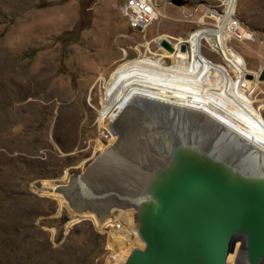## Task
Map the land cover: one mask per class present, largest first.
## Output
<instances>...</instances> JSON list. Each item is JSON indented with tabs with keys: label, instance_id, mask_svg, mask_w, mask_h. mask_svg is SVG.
Listing matches in <instances>:
<instances>
[{
	"label": "rangeland",
	"instance_id": "obj_1",
	"mask_svg": "<svg viewBox=\"0 0 264 264\" xmlns=\"http://www.w3.org/2000/svg\"><path fill=\"white\" fill-rule=\"evenodd\" d=\"M124 1L0 0V264H124L140 248L123 249L115 237L114 216L122 209L100 222L74 211L55 187L110 149L106 97L112 101L118 68L170 52L160 36L176 45L196 30L216 29L205 14L225 7L221 0H158L161 16L146 36L121 16ZM236 16L258 40L227 44L258 75L264 0H238ZM202 52L233 84L223 58L208 44ZM163 61L169 70L172 60ZM254 89L252 110L264 120V82ZM244 245V236L233 241L228 264H247Z\"/></svg>",
	"mask_w": 264,
	"mask_h": 264
},
{
	"label": "water",
	"instance_id": "obj_2",
	"mask_svg": "<svg viewBox=\"0 0 264 264\" xmlns=\"http://www.w3.org/2000/svg\"><path fill=\"white\" fill-rule=\"evenodd\" d=\"M110 131L117 143L56 193L100 222L134 208L145 247L124 264H228L242 236L247 264L264 261L263 150L204 112L142 96Z\"/></svg>",
	"mask_w": 264,
	"mask_h": 264
},
{
	"label": "bare ground",
	"instance_id": "obj_3",
	"mask_svg": "<svg viewBox=\"0 0 264 264\" xmlns=\"http://www.w3.org/2000/svg\"><path fill=\"white\" fill-rule=\"evenodd\" d=\"M223 2L226 3L223 14L209 15L217 21L216 29L203 28L180 38L178 44L172 43L174 48L172 52L164 50L166 52L163 57L157 60L145 54L129 68H118L119 75L115 77L110 89L112 101L106 97L112 127L124 113L127 105L135 97L142 96L204 112L234 129L248 142L264 151V120L252 110V104L257 102L254 101L252 93L254 88L263 82L258 80L259 74L251 73L246 61L227 44L230 36L226 31V25L236 15L238 0ZM159 14L161 16L160 8ZM203 38H206L211 51L220 55L229 67L234 76L233 84L222 69L203 54ZM158 40L160 43L170 42L166 35L160 36ZM181 44L187 45L186 52L180 51ZM164 57L172 60L169 70L163 61ZM247 75H254L253 80L248 79ZM99 120L103 128L101 118ZM117 141L118 137L113 136L110 146ZM60 185H57L55 190ZM120 211L119 214L126 217H132L135 213L134 208ZM126 220L123 221L126 223ZM128 221L131 223V219ZM116 233L115 237L119 238L118 243L123 249L134 243H140L136 245L140 249L145 247L138 232H133L132 235L130 231L124 233L119 230Z\"/></svg>",
	"mask_w": 264,
	"mask_h": 264
},
{
	"label": "built area",
	"instance_id": "obj_4",
	"mask_svg": "<svg viewBox=\"0 0 264 264\" xmlns=\"http://www.w3.org/2000/svg\"><path fill=\"white\" fill-rule=\"evenodd\" d=\"M221 3L224 7L226 6V3L224 4L223 0H221ZM159 8L160 5L158 0H125L120 7V14L123 18L126 19L131 29L144 33L147 36L148 29L156 21H158V18H160ZM211 12H218V11L214 7L210 8V10L206 12L205 17L211 19V17L209 16L211 15ZM203 26L206 27V24H203ZM226 31L229 33L230 43L236 41L241 44H245V43L252 44V43H256L258 40L256 34L248 33L247 28L241 24V21L237 18L236 15H234L229 20L228 24L226 25ZM216 37L218 38L219 36ZM206 41H207L206 38L202 39V44H204V46L207 45ZM135 215H136V211L134 215H132V217H126L124 214L115 215L114 216L115 229L117 230L126 229L127 232L130 231L132 235L133 232L137 233L138 229L137 227H135L136 226ZM128 219H131V223L128 221ZM123 220H126V223ZM127 222L130 224H127ZM103 234H106V236L108 237L109 236L108 230Z\"/></svg>",
	"mask_w": 264,
	"mask_h": 264
},
{
	"label": "trees",
	"instance_id": "obj_5",
	"mask_svg": "<svg viewBox=\"0 0 264 264\" xmlns=\"http://www.w3.org/2000/svg\"><path fill=\"white\" fill-rule=\"evenodd\" d=\"M65 1H67V0H65Z\"/></svg>",
	"mask_w": 264,
	"mask_h": 264
}]
</instances>
